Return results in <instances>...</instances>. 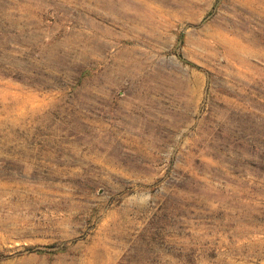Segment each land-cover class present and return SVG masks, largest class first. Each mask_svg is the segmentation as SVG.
Returning a JSON list of instances; mask_svg holds the SVG:
<instances>
[{
    "label": "rangeland",
    "instance_id": "rangeland-1",
    "mask_svg": "<svg viewBox=\"0 0 264 264\" xmlns=\"http://www.w3.org/2000/svg\"><path fill=\"white\" fill-rule=\"evenodd\" d=\"M0 264H264V0H0Z\"/></svg>",
    "mask_w": 264,
    "mask_h": 264
}]
</instances>
